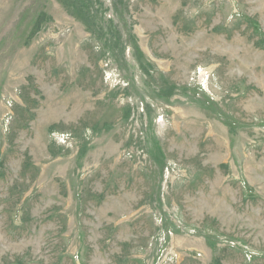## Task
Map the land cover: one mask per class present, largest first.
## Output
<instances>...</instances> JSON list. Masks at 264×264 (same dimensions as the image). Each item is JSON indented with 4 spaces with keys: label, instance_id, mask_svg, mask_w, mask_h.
<instances>
[{
    "label": "rangeland",
    "instance_id": "obj_1",
    "mask_svg": "<svg viewBox=\"0 0 264 264\" xmlns=\"http://www.w3.org/2000/svg\"><path fill=\"white\" fill-rule=\"evenodd\" d=\"M0 264H264V0H0Z\"/></svg>",
    "mask_w": 264,
    "mask_h": 264
}]
</instances>
